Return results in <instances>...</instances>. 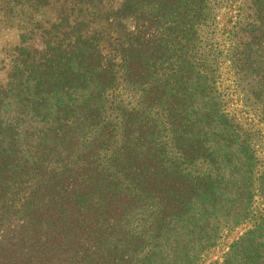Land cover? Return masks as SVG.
<instances>
[{
    "label": "trees",
    "instance_id": "1",
    "mask_svg": "<svg viewBox=\"0 0 264 264\" xmlns=\"http://www.w3.org/2000/svg\"><path fill=\"white\" fill-rule=\"evenodd\" d=\"M261 139L264 0H0V264H264Z\"/></svg>",
    "mask_w": 264,
    "mask_h": 264
},
{
    "label": "rangeland",
    "instance_id": "2",
    "mask_svg": "<svg viewBox=\"0 0 264 264\" xmlns=\"http://www.w3.org/2000/svg\"><path fill=\"white\" fill-rule=\"evenodd\" d=\"M221 19V18H220ZM223 21V20H222ZM221 77H222V79H221V82H220V84H221V88H224V89H226V92L224 93V94H228V97H229V103H230V105H232L233 106V108L232 109H230L229 111L232 113V111L234 110V109H236V98L234 97V96H230L233 92H231L230 90L232 89V86H231V84H230V80H231V75L230 74H228V72H227V68H226V66H222V74H221ZM263 137V136H262ZM261 142H263L262 144V146L260 147L261 148V151H262V153L264 152V139H261ZM218 256L220 255V254H217Z\"/></svg>",
    "mask_w": 264,
    "mask_h": 264
}]
</instances>
